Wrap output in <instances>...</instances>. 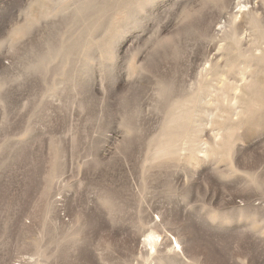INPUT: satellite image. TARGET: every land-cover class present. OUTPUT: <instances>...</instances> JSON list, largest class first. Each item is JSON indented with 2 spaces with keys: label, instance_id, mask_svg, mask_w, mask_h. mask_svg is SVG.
Instances as JSON below:
<instances>
[{
  "label": "rangeland",
  "instance_id": "1",
  "mask_svg": "<svg viewBox=\"0 0 264 264\" xmlns=\"http://www.w3.org/2000/svg\"><path fill=\"white\" fill-rule=\"evenodd\" d=\"M0 264H264V0H0Z\"/></svg>",
  "mask_w": 264,
  "mask_h": 264
}]
</instances>
